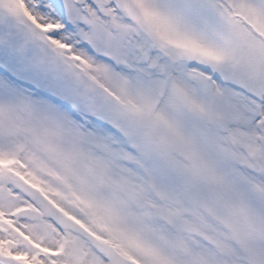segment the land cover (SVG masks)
<instances>
[{
	"label": "snow or ice",
	"instance_id": "1",
	"mask_svg": "<svg viewBox=\"0 0 264 264\" xmlns=\"http://www.w3.org/2000/svg\"><path fill=\"white\" fill-rule=\"evenodd\" d=\"M0 264H264V0H0Z\"/></svg>",
	"mask_w": 264,
	"mask_h": 264
}]
</instances>
